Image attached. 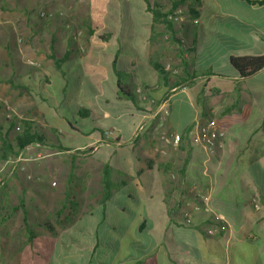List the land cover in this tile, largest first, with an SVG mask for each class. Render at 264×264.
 I'll list each match as a JSON object with an SVG mask.
<instances>
[{"label": "crops", "instance_id": "1", "mask_svg": "<svg viewBox=\"0 0 264 264\" xmlns=\"http://www.w3.org/2000/svg\"><path fill=\"white\" fill-rule=\"evenodd\" d=\"M121 1L76 0V3L66 7L67 0H0V67L6 63L12 66L14 72L11 75L21 84V89L40 85L47 79L45 88L52 95L57 94L60 104L65 101V89L68 92L71 90V94H81L84 97L83 104L79 107L93 111L100 110L97 105L100 96L109 95L106 84L113 90L114 76L110 63L117 51L120 68L132 74V83L143 84L142 81L145 80H157V75L148 66L149 54L143 55L145 50L143 52L139 46L143 41L149 47L153 17L147 9V2H154ZM193 9L198 13L197 18L192 20L188 15L186 22L189 24L183 26L181 32L174 30L177 37L179 32L186 38L184 42L178 37L183 48L189 49L193 39L196 41L195 50L190 53L191 74H198L195 79H199V82L196 85H202L203 94L208 100L216 96L219 98L220 106L211 111L215 112L221 106L235 107L229 114L218 115L214 119L225 133L222 148L206 160L202 150L194 143L191 132L194 124H197L199 114L193 99V87L185 86L172 93L158 109L161 111L165 107L169 108L166 126L173 137H181L179 154L173 155V159L159 158L152 164L149 160L148 166L141 165L136 151L145 152L146 147L151 150L152 144L156 143L150 140L147 146L144 142L138 146H125L124 143L130 141L146 116L132 114L135 109H129L130 113L126 115L129 123L126 137L122 136L119 126H115V130H105L104 126L93 125L91 122L90 129L84 133L87 141L85 144H77V147L83 150L87 145L99 143L92 154L98 153L101 156L98 160L111 167V180L116 188L104 203L103 219L107 215V205L119 198L133 205L137 194L141 195L139 203L142 204L143 215H146L148 203L158 193L160 204L163 205L158 217L168 221L167 224L173 229V257L178 264H246L241 260L242 256L246 260L250 256L251 264H264V69L240 79L229 64L230 56L264 55V0H200ZM42 14L47 15L43 17ZM67 22L73 23L70 25H73V29L65 28ZM77 29L84 35L82 40L85 46L82 50H79L72 37ZM139 29L148 32L145 33L146 36ZM90 31H93L92 35L89 34ZM104 31L113 35L110 36V41L101 42L97 39ZM143 36L145 38L140 39ZM66 55L68 58L62 64V70L67 78L79 80L71 87L66 86L65 79L54 63L55 59L62 60ZM201 55L205 67L200 66ZM29 62L35 64L34 67L31 66L35 70L26 74L22 68L25 64L29 65ZM209 71L211 75L199 76V72L205 74ZM88 86L94 88L99 99L88 93L91 91ZM172 102L177 103L175 114ZM101 118L110 119L106 112ZM119 118L118 116L113 120L118 121ZM58 122L54 121L58 127L74 131L64 121L62 124ZM95 130L102 131L104 135L107 133L111 138L112 132H115L117 140L106 143L97 136ZM74 132L80 134L79 131ZM149 150L145 156L154 160V154L149 153ZM215 161L218 189L215 190L216 186L208 189L205 200L186 194L184 184L207 182L208 167L211 168ZM168 165L177 169L181 178L173 187H169L168 178L163 177L171 169H168ZM114 173L125 179L115 182ZM211 180L212 178L209 179L210 184ZM222 182L224 184L221 187ZM232 182L246 187V193L241 196L232 194ZM169 201L170 205L167 203ZM145 218L138 225H144L143 230L138 231L149 237L145 246L148 245L151 250L142 257L149 258L156 252L157 244L149 235L153 220L150 221L149 216ZM79 219L64 231L74 227ZM85 219L86 217H82V220ZM214 219L223 224V231L213 223ZM252 237L257 239L254 241ZM203 239L216 246V262L210 260L205 263L201 259L200 256H205L209 251L206 248H195L192 253L191 249L200 245ZM248 245L253 247L252 251L246 249ZM231 246H235L232 247L233 251L239 256L232 263L229 261Z\"/></svg>", "mask_w": 264, "mask_h": 264}, {"label": "rangeland", "instance_id": "2", "mask_svg": "<svg viewBox=\"0 0 264 264\" xmlns=\"http://www.w3.org/2000/svg\"><path fill=\"white\" fill-rule=\"evenodd\" d=\"M74 1L76 0H67L66 7L76 3ZM149 1L157 3L167 12L172 3L177 0ZM180 2L181 4L174 12L176 15L173 14L170 19L173 21V29L181 32V28L189 24L186 22L189 19L188 8L195 6V3L192 0ZM46 15L44 14L43 17ZM71 24L73 23L67 22L65 28L69 26L73 29ZM75 31L77 35L75 42L79 50H82L85 46L82 40L84 35L78 29ZM139 31L145 36V33H148L146 32L147 27L145 32L141 29ZM152 33H154L152 37L156 40L150 42L149 47L148 44L141 41L140 50L143 52L145 50L143 55L146 53L152 56L158 54L160 63L166 71L171 72L174 81L177 79L175 76L182 75L178 46L171 42L170 35L164 30L161 23L154 24ZM177 35L184 42L186 41L181 33L178 32ZM186 55V60L191 62L190 53ZM202 62L201 55L200 66L205 67L206 64L203 65ZM206 62L205 60L204 63ZM191 68V66L188 67L189 74L192 73ZM22 70L27 74L32 73L35 68L25 64ZM12 72L14 70L8 63L0 67V264H135V261L142 259L151 250L148 245L145 246L149 242V237L138 231L139 222L142 218L146 219L145 216H149L150 221L153 220L149 235L157 244V250L149 258L146 257L141 264H169L168 255L173 257V229L167 224L168 221H163L158 217L159 210H162L163 206L160 204L158 193L148 203L146 215H143V207L139 203L141 195L137 194L134 197L133 205H129L122 198L114 200L107 205V215L105 219L102 218L101 171L105 163L98 160L101 157L98 153L92 154L93 149L98 147L99 143L87 145L83 150L77 147V144H85L87 140L84 133L90 129L88 120L77 114L79 109L76 108V104L82 105L84 97L81 94H71V90L68 89V97L63 104H60L61 101L57 94L53 93L52 95L45 88L47 79L43 80L40 85L21 89V84L11 75ZM195 75L198 74L195 73ZM152 82L155 83L157 80L153 79ZM198 82L199 79H195L185 85V87H193V99L199 114L197 123L213 122L218 126L214 119L218 117L223 106L212 112V109L220 106L219 98L216 96L208 100V97L203 94L202 85H196ZM134 85L138 88L137 93L142 100L144 98L142 84ZM181 88L184 87L172 90L171 93H175ZM105 98H107V94ZM142 102L144 101L142 100ZM176 104V102H172L173 113L176 110ZM111 105L114 104L111 102L109 106ZM107 108L105 112L109 114L110 119L100 118L97 121L94 119L93 125H102L105 130H115L119 126L123 133L122 136L126 137L129 126L126 115L130 113L129 109L133 108L119 109L114 113L110 112L109 108L111 107ZM147 108L149 109L148 113L142 111L137 113L136 110L132 113L139 117L146 116L141 121L140 127L130 137V141L124 143L125 146L130 144L138 146L142 142L147 146L150 140L156 143L152 144L153 150L146 147L145 152L136 151L141 159V165L145 166H148L149 160L152 164L159 158L173 159V155L177 156L180 151V141L173 144V135L166 126V115L169 114V108L165 107L161 111L158 110L159 107L153 105H148ZM118 116L119 120L114 121L113 119ZM6 119L12 120V125L6 122ZM54 121L59 124L69 122L78 128L80 134L69 129L66 130L62 126L58 127ZM24 122L28 123L34 131L44 134L46 142L41 146L29 145L18 155L1 160L3 158L2 141L7 139L14 145V138L21 134ZM54 130L58 132H54ZM112 133L113 138L110 135H104L102 131H97V136H100V139L106 143L115 142L117 135L115 132ZM59 146L67 150H61ZM148 150L149 153L154 154V160L145 156ZM14 151H17L16 148ZM179 164L181 165V160ZM216 167V161L211 165V168L208 167L207 182L200 183L195 177L196 183L184 184L186 186H184V192L196 199L205 200L208 196V189L216 186L215 190H217L219 187L217 186L219 178H215L217 177ZM71 170L72 176L69 177ZM178 172L172 167L168 173H165L166 175L163 174L164 178H168L169 187H173V184L178 183L177 180L181 179ZM121 178L125 179L124 176L120 177L114 173L115 182ZM210 178H212L211 184ZM233 182L230 186L232 194L236 193L241 196L242 193H246V187ZM223 184L222 182L221 187ZM70 187H72L71 194L76 201L75 207L65 201ZM224 193L228 195L227 192ZM170 202L167 203L170 205ZM169 205L168 209L170 210ZM73 210H75L74 214ZM69 215L80 219L74 227L64 231L61 229L59 221L67 222ZM88 216H92V218H88ZM82 217H86V219L82 220ZM25 223L37 236L36 240L43 241V244L26 242ZM45 224H49L53 228V233L43 226ZM147 226L149 228L150 224L148 223ZM251 239L255 241L257 238L253 239L252 237ZM248 246L246 249H253L251 245ZM232 247L235 246H231L230 249L231 255L235 259L239 256ZM239 247L244 248L243 245H239ZM195 248L209 250L205 256H200L205 263L210 260L216 262L217 254L214 250L216 246L210 245L203 239L200 245L191 249L192 253ZM250 258L249 256L246 264H251Z\"/></svg>", "mask_w": 264, "mask_h": 264}, {"label": "trees", "instance_id": "3", "mask_svg": "<svg viewBox=\"0 0 264 264\" xmlns=\"http://www.w3.org/2000/svg\"><path fill=\"white\" fill-rule=\"evenodd\" d=\"M121 1V0H120ZM182 0H177L176 2L172 3L170 9L165 12L164 8L159 6L157 3L149 4L147 2V9L152 14V23L154 24L161 23L164 27V30L170 35V40L172 43H175L178 46V57L181 62V68H182V75L181 76H175L177 79L173 81V76L171 72H168L165 70L164 66L159 61V55H149L148 59V66L149 68L157 75V82L153 83L151 80H145L142 81V91L144 98L140 100L141 97H139V93H137L138 88L135 87V83L132 84L131 78L132 74L126 73L125 71H122L120 68V64L117 61V54L118 51L115 53L111 63L110 68L114 76V84H113V90L109 89V84L107 87V92L109 96L107 95V98L102 97L94 91V88H89V93L93 94L95 99H99L100 101H97V105L100 108L99 110L93 111L91 109L82 108L79 107L78 104H76V108L79 109L77 114L82 117H84L85 120H88V122L91 124L94 119L99 120L102 117V112H105L107 107L109 108L111 113L119 111V109H128L133 108L136 111H142V112H149V109L147 108L148 105H153L155 107H159L165 100H167L170 95L172 94L171 91L173 89H177L179 87H183L188 83L189 81H192L193 79L197 78L198 75L189 74L188 67L191 66V62H188L185 58V55L188 53H193L195 50V44L196 41L193 39L192 45L189 49H183V43L182 41L176 36V31L173 29V21L170 19L174 12L178 9V6L181 4ZM195 4H198L200 0H192ZM123 3L122 1L120 2ZM188 15L190 19H195L198 16V13L193 9V7L188 8ZM176 15V13L174 14ZM152 26V27H153ZM153 30V29H152ZM106 32V31H104ZM102 32L100 35L97 36V39L101 42L110 41V35L109 33ZM90 35L93 34V31L89 32ZM154 33L150 36V42L155 41L156 39L152 37ZM157 35V34H155ZM161 36V35H157ZM112 42V41H111ZM68 55H66L62 60H54L56 69L61 73L62 77L65 79V83L67 87H71L72 85H76L79 80H72L66 77L65 71L62 70V64L67 60ZM229 64L230 66L237 72L240 79L248 78L258 71L264 69V55L260 56H230L229 57ZM202 72H199V76H209L212 73L206 72L205 74H201ZM70 82V83H69ZM86 84V83H84ZM112 91V92H111ZM64 98L66 99L68 97L67 90L63 92ZM113 103L114 105L109 106L110 103ZM147 105V106H146ZM103 109V110H102ZM235 107H225L219 112L220 115L229 114ZM102 111V112H101ZM238 111V110H237ZM6 122H8L10 125H12V120L6 119ZM68 127H70L74 131H79L71 125L69 122H66ZM89 124V125H90ZM195 125V124H194ZM264 129V124H263ZM98 131V130H95ZM54 132H58L54 130ZM188 133V132H187ZM181 137H179L180 139ZM45 137L44 134L38 133V131H34L32 127L29 126L28 123H23V130L21 134L17 135L14 138V145L10 143L7 139L2 141V157L1 160H6L10 157L18 155L20 151H22L24 148H26L29 145H37L41 146L45 143ZM61 146V145H60ZM59 149L66 151L67 149H64L63 147H60ZM14 148H16V152L14 151ZM58 148V147H57ZM170 165H168V169H170ZM73 170V168L71 167ZM72 170L70 171L69 177L72 176ZM111 167L109 164H104L102 171H101V207H102V216H104V203L108 201L111 197L112 191L115 189L114 184L111 180ZM72 187L69 188L66 194V202L69 203L70 206L75 207V199L74 196L71 194ZM17 211V209H15ZM73 214L75 210L72 211ZM76 217H72V215H69L67 222H60L61 229H67L70 226H72L75 221ZM213 223L219 227L221 231H223L222 226L223 224L219 221L214 219ZM46 229L50 230L51 233H53V228L49 226V224L43 225ZM144 228V225H140L138 227L139 231H142ZM25 237L27 243H39L43 244V241L36 240L37 236L35 233L26 225L25 223ZM205 235V234H203ZM172 242V241H171ZM232 254V253H231ZM241 257V255H240ZM145 258L140 259L139 261H135V264H140L144 261ZM168 259L170 261V264H178L177 260L168 255ZM231 260V263L233 262L232 255L230 256L229 261ZM241 260L243 262H246V257H241ZM230 263V262H229Z\"/></svg>", "mask_w": 264, "mask_h": 264}, {"label": "built area", "instance_id": "4", "mask_svg": "<svg viewBox=\"0 0 264 264\" xmlns=\"http://www.w3.org/2000/svg\"><path fill=\"white\" fill-rule=\"evenodd\" d=\"M44 14H42L43 16ZM69 28V26H66ZM76 34H73V39L76 40ZM30 66L34 67V63L29 62ZM194 143L202 150L206 160L212 158L219 149L222 148L225 133L216 126L213 122L197 123L194 125L193 131L191 132ZM108 136V134H105ZM179 136L173 137V144L179 142Z\"/></svg>", "mask_w": 264, "mask_h": 264}]
</instances>
